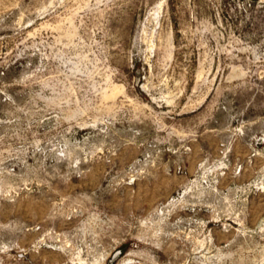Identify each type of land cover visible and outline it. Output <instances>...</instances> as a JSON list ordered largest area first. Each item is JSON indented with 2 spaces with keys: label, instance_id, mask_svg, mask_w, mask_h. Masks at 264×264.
Returning a JSON list of instances; mask_svg holds the SVG:
<instances>
[{
  "label": "rangeland",
  "instance_id": "rangeland-1",
  "mask_svg": "<svg viewBox=\"0 0 264 264\" xmlns=\"http://www.w3.org/2000/svg\"><path fill=\"white\" fill-rule=\"evenodd\" d=\"M0 264H264V0H0Z\"/></svg>",
  "mask_w": 264,
  "mask_h": 264
}]
</instances>
